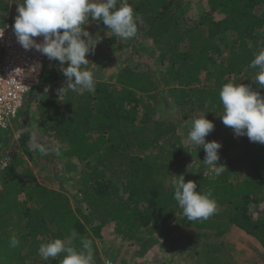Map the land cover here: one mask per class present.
<instances>
[{"label":"trees","instance_id":"1","mask_svg":"<svg viewBox=\"0 0 264 264\" xmlns=\"http://www.w3.org/2000/svg\"><path fill=\"white\" fill-rule=\"evenodd\" d=\"M133 1L143 21L139 30L157 47L160 62H167L160 84L150 72L125 67L113 82H97L92 93L69 90L62 99L55 95L39 101L37 118L48 140L59 147V157L66 159L65 170H80L79 207L75 211L66 193L36 181L27 161L32 158L31 133L22 134L21 153L0 168V264H59L63 254L45 261L38 248L72 230L78 233L75 246H81L80 238L90 239L94 264H104L95 240L109 223L122 241L143 245L142 254L148 241L139 236L141 231L166 242L174 237L187 261L230 264L221 243L208 234H181L188 220L172 186L180 175L196 182L197 191L211 192L217 202L215 214L198 221L234 225L264 249V216L255 219L250 213L251 206L264 204V144L250 142L247 136H223L217 163L226 170L216 176L201 159L196 173L188 174L186 147L178 132L183 122L201 115L210 121L221 118L223 84H257L258 70L249 65L261 50L264 0H204L197 20L188 17L194 6L190 0ZM227 34L233 37L232 46L224 49ZM56 62L47 64L38 89L66 79L54 67ZM66 84L67 79L59 87ZM257 91L264 96V89ZM166 97L178 107L176 123L160 114ZM27 115L23 108L14 127L20 129ZM11 134L0 137V160ZM13 236L19 240L16 247L10 246Z\"/></svg>","mask_w":264,"mask_h":264},{"label":"clouds","instance_id":"2","mask_svg":"<svg viewBox=\"0 0 264 264\" xmlns=\"http://www.w3.org/2000/svg\"><path fill=\"white\" fill-rule=\"evenodd\" d=\"M17 12L13 31L18 43L25 50L35 48L49 60L60 62L62 73L67 78L66 86L56 90L60 99L69 90L78 91L81 95L95 91L97 81L94 73L86 67L89 64L86 56L95 50L100 37L94 38L86 30L89 18L102 21L112 33L123 39L135 37L138 24L143 22L130 0H22ZM35 37H43L42 42L38 43ZM249 67L258 70L254 82L264 89V50L258 52ZM219 99L223 107V115L220 116L223 124L232 128L237 137L247 136L250 142L264 144V96L253 91L251 86L230 81L223 84ZM213 130V122L201 115L191 122L187 141L202 146L206 154L204 165L215 169V175L219 176L226 170L224 165L217 163L222 145L217 141L206 142V137ZM29 146L45 155L50 150L60 155L59 147L50 148L40 143L36 131L30 136ZM176 177L178 179H174L172 184L174 199L188 221L207 220L215 214L217 202L211 192L197 191L196 182H186L183 175ZM77 237L78 233L72 230L63 239L43 242L38 255L47 261L56 260L63 254L59 264H94L93 241L80 238L81 246L77 248L74 243ZM18 244L19 240L13 236L10 246Z\"/></svg>","mask_w":264,"mask_h":264},{"label":"rangeland","instance_id":"3","mask_svg":"<svg viewBox=\"0 0 264 264\" xmlns=\"http://www.w3.org/2000/svg\"><path fill=\"white\" fill-rule=\"evenodd\" d=\"M190 1H193L194 6L190 9L188 17L192 20H197L198 14L200 13V2L204 3V0ZM20 3H22V0H0V23L4 20L7 23L11 17L17 16V8ZM130 3L133 4L134 1ZM85 28L94 38L97 35L100 37V43L96 46L95 50L86 56L89 60V64L86 67L94 73L98 83L105 81L113 82L114 76L123 68L128 67L138 72H150L160 84V72L167 66V62L163 64L160 62L157 47H155L151 40L145 37L142 30H139L140 27H138L136 36L130 39H123L116 36L102 21L97 22L91 18H89V23L85 25ZM260 34V38H263L259 44H261V50H264V31ZM227 37V40L223 44L224 49L231 48L232 46L233 37L228 34ZM226 55V50H223V59ZM64 66L66 67L67 65ZM54 67L58 72L61 71L59 61L55 63ZM66 79H63L61 82L48 84L46 86L48 89L47 92L45 88L43 90L38 89L32 94V98L26 102L24 107L25 109L27 108L28 119L20 129L13 126L14 128L10 130L12 138L9 146L4 151V159H9L14 153H21L19 149L20 138L25 132L32 134L33 131H36L40 143L50 148L55 146L46 137L44 128L37 118V105L39 101H45L57 95L56 90L60 88L59 85L64 80L66 81ZM252 83L253 81L250 80L245 81L243 84L251 86L253 91H257L259 85ZM159 111L162 116L169 117L173 123H176L178 107H172L169 98L166 97L161 100ZM193 120L185 121L178 126V132L186 147L188 174L196 173L195 171L200 166L198 161L201 159L204 160L206 155L202 146H195L187 141L189 126ZM211 122L214 124V130L206 137V142L217 141L221 144L223 136L237 137L232 128L223 124L222 118ZM31 151L32 158L27 161L36 176V181L49 188L66 193L74 210L77 211L80 196L76 194V186L78 184H76V177L79 176L80 170L66 171V159L60 158L51 150L47 155L32 148ZM47 179H51V182ZM250 213L255 219H258L262 215L264 216V204L258 207L251 206ZM206 223L198 220L185 222L181 234L187 238H195L196 231L208 234L213 242L221 243L224 248L223 255L228 258L227 261L230 264H264V249L252 236H249L234 225L221 222ZM190 224L193 227L189 226ZM139 234L141 238H145L148 241L144 254L141 252L143 245H140V247L138 244L124 242L115 235L113 226L110 223L105 226L101 231V237L95 240L104 264H197L196 260L187 261L185 255L179 253L177 247L181 248L182 245L180 241L173 242L176 241L174 237L166 242L161 241L157 234L151 237L142 231ZM222 260L223 262L226 261V259Z\"/></svg>","mask_w":264,"mask_h":264},{"label":"built area","instance_id":"4","mask_svg":"<svg viewBox=\"0 0 264 264\" xmlns=\"http://www.w3.org/2000/svg\"><path fill=\"white\" fill-rule=\"evenodd\" d=\"M14 22L0 26V137L12 130L27 97L41 86L46 65L54 61L35 48L25 50L14 34ZM34 39L39 43L43 37ZM7 160H0V168Z\"/></svg>","mask_w":264,"mask_h":264}]
</instances>
